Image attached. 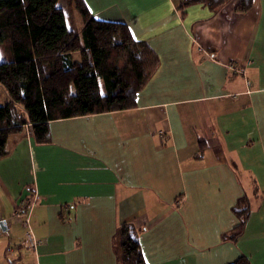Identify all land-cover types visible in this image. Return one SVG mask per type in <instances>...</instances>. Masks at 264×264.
I'll use <instances>...</instances> for the list:
<instances>
[{"label":"crops","instance_id":"crops-1","mask_svg":"<svg viewBox=\"0 0 264 264\" xmlns=\"http://www.w3.org/2000/svg\"><path fill=\"white\" fill-rule=\"evenodd\" d=\"M83 1L96 19L125 23L158 65L132 108L52 120L45 143L26 130L9 137L0 264H118L125 223L139 230L147 264H264V0L245 13L238 0L216 12L181 11L180 0ZM34 196L25 224L15 207ZM244 197L243 230L224 238Z\"/></svg>","mask_w":264,"mask_h":264},{"label":"trees","instance_id":"trees-1","mask_svg":"<svg viewBox=\"0 0 264 264\" xmlns=\"http://www.w3.org/2000/svg\"><path fill=\"white\" fill-rule=\"evenodd\" d=\"M229 0H180L184 11L204 3L212 11ZM0 0V158L9 153V137L31 134L49 140V122L56 119L129 109L158 65L154 50L136 40L123 22L93 17L83 0ZM252 0H238L245 13ZM75 10L81 25L73 23ZM70 26L67 24L68 20ZM27 126V128L25 127ZM234 212L240 223L223 237L235 240L249 212L241 198ZM138 229L123 224L116 232L117 263L147 264ZM228 264H249L240 256Z\"/></svg>","mask_w":264,"mask_h":264},{"label":"built area","instance_id":"built-area-1","mask_svg":"<svg viewBox=\"0 0 264 264\" xmlns=\"http://www.w3.org/2000/svg\"><path fill=\"white\" fill-rule=\"evenodd\" d=\"M27 128V126H25ZM39 202V199L37 198V196H34L33 199L29 202V204H26L24 201H22L19 205H17L15 207V211H14V216L15 217H24V223L27 224L28 222V212L30 210V208ZM26 241L28 246L33 249L36 247L37 243H38V239L35 238L31 232L28 230L26 232ZM5 255H6V259L9 262L14 261V258L16 256H18V251L14 250L12 247H6L5 249Z\"/></svg>","mask_w":264,"mask_h":264},{"label":"rangeland","instance_id":"rangeland-1","mask_svg":"<svg viewBox=\"0 0 264 264\" xmlns=\"http://www.w3.org/2000/svg\"><path fill=\"white\" fill-rule=\"evenodd\" d=\"M59 4L62 6H65L66 5L65 0H59ZM74 20H75L77 27H80L81 22H82L81 16L76 10L74 12ZM3 51H4L3 46L0 44V59L1 60L4 58ZM5 98H6V95L3 92H0V101L2 102Z\"/></svg>","mask_w":264,"mask_h":264},{"label":"water","instance_id":"water-1","mask_svg":"<svg viewBox=\"0 0 264 264\" xmlns=\"http://www.w3.org/2000/svg\"><path fill=\"white\" fill-rule=\"evenodd\" d=\"M3 224H4V221H1V222H0V225L3 226Z\"/></svg>","mask_w":264,"mask_h":264}]
</instances>
